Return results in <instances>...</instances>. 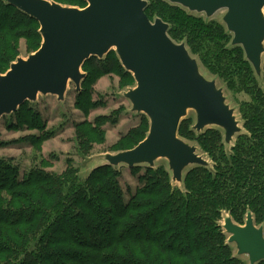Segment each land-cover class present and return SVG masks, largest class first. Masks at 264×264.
Masks as SVG:
<instances>
[{
    "label": "trees",
    "instance_id": "1",
    "mask_svg": "<svg viewBox=\"0 0 264 264\" xmlns=\"http://www.w3.org/2000/svg\"><path fill=\"white\" fill-rule=\"evenodd\" d=\"M145 13L166 22L170 38L185 43L231 91L250 96L239 108L243 130L227 149L219 129L197 132L181 121L178 136L195 140L213 166H190L180 186L172 184L169 170L148 166L144 185L127 202L117 167L107 163L84 179L73 166L61 173L34 167L19 179L17 167L0 158V264H247L232 252L221 221L227 213L242 225L251 212L264 231V54L257 75L243 49L231 44L224 24L166 0L147 2ZM22 39L30 54L38 50L39 23L0 0V74L19 56ZM103 58L116 64L125 79L133 77L114 50L90 57L81 68L88 75L92 66L105 73ZM141 122L123 142L136 146L146 137L149 120ZM83 124L80 137L97 140L99 132ZM33 141L39 147L43 137Z\"/></svg>",
    "mask_w": 264,
    "mask_h": 264
},
{
    "label": "water",
    "instance_id": "2",
    "mask_svg": "<svg viewBox=\"0 0 264 264\" xmlns=\"http://www.w3.org/2000/svg\"><path fill=\"white\" fill-rule=\"evenodd\" d=\"M39 23L42 42L26 59L17 57L0 74V117L15 112L38 94L63 99L69 81L77 91L85 77L82 64L92 56L102 58L114 49L121 65L130 72L135 87L125 92L132 111L149 120L146 137L135 147L106 155L112 166L153 167L157 158L168 161L172 182H182L184 170L209 166L197 147L178 136L179 124L194 110L193 129L206 126L223 129L230 143L241 132L234 109L214 79L205 78L198 61L184 43L168 35V24L150 20L146 0H83V8L49 0H4ZM184 9L213 17L224 10L222 21L232 36L231 44L243 49L255 73L260 75L264 54V0H166ZM227 242L236 255H246L248 264L264 261V231L248 212L244 224L223 217Z\"/></svg>",
    "mask_w": 264,
    "mask_h": 264
},
{
    "label": "rangeland",
    "instance_id": "3",
    "mask_svg": "<svg viewBox=\"0 0 264 264\" xmlns=\"http://www.w3.org/2000/svg\"><path fill=\"white\" fill-rule=\"evenodd\" d=\"M146 1L149 4L156 0ZM62 2H65V6L84 8L68 0H62ZM84 5L86 6L87 3ZM224 13V10H220L211 18H207L204 14H195L205 21L224 24L222 21ZM155 18L157 17L152 16L150 20ZM29 54L25 41L20 40L18 57L26 59ZM191 55L197 59L202 75L207 79H214L217 86L222 88L226 102L234 109L238 126L241 128L240 104L250 101V96L242 91H231L224 81L202 65L196 55ZM99 62L104 68L106 67L105 73L92 66L89 68L88 75V72H84L81 68L85 76L88 75V82H81L79 91L76 90L74 83L69 81L63 99L59 100L52 94H38L36 100L26 102L25 107L0 117V158L17 167L19 179H22L34 167H43L48 172L61 173L69 166L76 168L80 179H84L94 168L106 163V155L117 153L122 148L135 147V144L123 142L131 130L139 131L143 117H147L143 113L132 111L131 102L124 95L128 89L135 87V80L133 77L126 79L122 77L120 73L123 71L107 58ZM80 93L83 95H79ZM24 117L27 122H23ZM33 117L34 122L31 121ZM181 121L188 128L193 126L196 121L195 111L188 110ZM84 122L89 123L99 132L97 140L88 141L80 137L79 129ZM85 127L88 128L87 125ZM212 128L219 129L222 135L224 134L222 128L211 125L206 126L203 131ZM42 137L43 141L39 147L34 146L33 139ZM183 140L197 146L198 153L204 157L209 166H213L212 159L200 149L195 140L189 138ZM235 140L236 135L230 143H225L226 148L230 149ZM116 167L123 199L127 202L136 189L144 185L143 177L147 173L148 166L140 164L128 167L120 164ZM159 167L169 170L168 161L165 158H157L152 168ZM172 184L181 185L178 182H172ZM226 215L228 214L225 213L224 217ZM230 245L232 252L236 254L235 244ZM239 257L248 264L246 255Z\"/></svg>",
    "mask_w": 264,
    "mask_h": 264
}]
</instances>
